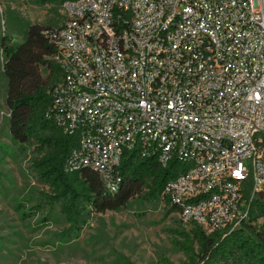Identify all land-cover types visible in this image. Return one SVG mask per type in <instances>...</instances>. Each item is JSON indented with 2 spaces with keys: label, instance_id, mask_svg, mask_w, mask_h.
Instances as JSON below:
<instances>
[{
  "label": "built area",
  "instance_id": "1",
  "mask_svg": "<svg viewBox=\"0 0 264 264\" xmlns=\"http://www.w3.org/2000/svg\"><path fill=\"white\" fill-rule=\"evenodd\" d=\"M46 30L63 80L52 117L79 132L68 171L121 184L125 151L187 169L185 225L237 230L264 187V0H77Z\"/></svg>",
  "mask_w": 264,
  "mask_h": 264
},
{
  "label": "trees",
  "instance_id": "2",
  "mask_svg": "<svg viewBox=\"0 0 264 264\" xmlns=\"http://www.w3.org/2000/svg\"><path fill=\"white\" fill-rule=\"evenodd\" d=\"M77 0H36L41 5L61 7ZM29 25L25 41L17 47L5 46L7 60L6 105L8 128L13 144L31 146L35 156L32 169L40 183L49 189L43 200L57 205L68 227L62 236L79 235L92 213L119 212L135 199L146 203L164 202L171 211L179 212L166 193L167 185L187 169L173 158L163 166L157 157L142 158L137 150L125 151L117 174L121 184L116 192L107 188L99 174L90 168L68 171L69 160L79 150V132L66 133L50 117L52 91L63 80L61 67L53 60L57 50L46 30ZM264 187L250 204L249 220L237 230H210L195 224L189 229L173 230L172 243L184 253V264H264ZM161 264H173L163 257Z\"/></svg>",
  "mask_w": 264,
  "mask_h": 264
},
{
  "label": "rangeland",
  "instance_id": "3",
  "mask_svg": "<svg viewBox=\"0 0 264 264\" xmlns=\"http://www.w3.org/2000/svg\"><path fill=\"white\" fill-rule=\"evenodd\" d=\"M64 20L59 6L0 0V264H161L163 257L184 264L171 232L189 225L162 201L135 199L119 212L92 213L77 237L62 236L68 224L57 205L42 199L49 189L32 169L34 148L10 139L3 43L17 47L29 25L47 28Z\"/></svg>",
  "mask_w": 264,
  "mask_h": 264
},
{
  "label": "crops",
  "instance_id": "4",
  "mask_svg": "<svg viewBox=\"0 0 264 264\" xmlns=\"http://www.w3.org/2000/svg\"><path fill=\"white\" fill-rule=\"evenodd\" d=\"M59 26H61V24H57V25H50L49 27H55V28H57V27H59ZM48 28V27H47Z\"/></svg>",
  "mask_w": 264,
  "mask_h": 264
}]
</instances>
